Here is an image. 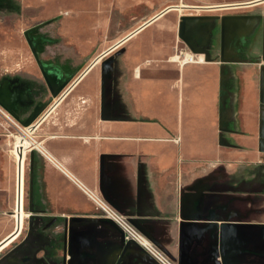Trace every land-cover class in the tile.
<instances>
[{"label":"crops","instance_id":"obj_1","mask_svg":"<svg viewBox=\"0 0 264 264\" xmlns=\"http://www.w3.org/2000/svg\"><path fill=\"white\" fill-rule=\"evenodd\" d=\"M56 1L31 0V16L40 22L57 17L55 36L72 58L61 63V51L51 48L35 53L47 71L58 74L55 86L74 76L53 98L37 62L33 75H22L34 82L35 101L49 104L31 129L37 141L32 136L22 220L14 214L20 210L15 161L9 146L0 143V246L15 236L0 253L26 238L32 214L63 221L101 217L94 199L99 197L132 219L175 263L221 264L222 221L238 223L240 230L264 223V151L258 148L264 134L259 99L264 61L258 19L250 31H235L229 39L239 60L221 62L220 18L263 15L255 9L264 0H176L154 13L164 0H62L76 5L63 10ZM240 8L253 11L227 12ZM181 16L214 17L192 33L208 60L178 36ZM259 29L260 55L251 58ZM87 226L104 229L81 223L73 230ZM68 231L61 224L40 232L44 237L33 238L41 244L37 255H62ZM240 259L239 264H264V256L243 253Z\"/></svg>","mask_w":264,"mask_h":264},{"label":"water","instance_id":"obj_2","mask_svg":"<svg viewBox=\"0 0 264 264\" xmlns=\"http://www.w3.org/2000/svg\"><path fill=\"white\" fill-rule=\"evenodd\" d=\"M261 0H252L245 4H250L254 2H258ZM214 17L211 16H181L180 22L178 26V36L188 45V47L193 52H204L205 59H209L210 57L207 54V51L196 45L193 40L192 33L196 31L197 26H200L206 21L213 19ZM261 19L262 23V46H261V59L264 61V14H228L223 15L220 18V33H221V40H220V56L219 59L221 62L227 61H237L239 58L232 56L231 50L229 49L228 43L231 35L235 31H250V29L254 26L255 22ZM28 31L25 32V37L28 41V44L31 48L33 56L36 58V62L41 70L43 78L51 92V96L53 98L57 97L61 91L67 87L69 82L72 80L74 73L67 76L59 85L55 86L54 80L57 78V73H50L47 71L40 60L37 58L35 53V47L32 42V39L27 34ZM260 102L264 105V66L261 68L260 73ZM48 102H38L32 111L22 120L19 122L29 129H32L34 125V121H37V118L41 115V113L45 110L48 106ZM0 105L3 106L6 110L8 107L5 103L0 100ZM223 122V117L221 118V123ZM221 130H225V127L221 124ZM259 150L264 151V134L260 135L259 138ZM196 203V201H195ZM184 204V203H183ZM191 208V207H190ZM34 215H31L33 217ZM211 220H214L217 215L213 208H211ZM31 219V218H30ZM82 220V221H98L100 226H103L102 223H107L112 227L114 232L109 233L107 230L99 229L97 232L94 229H91L89 226L85 229H75L69 225V236L67 242V248L64 249L62 255L65 256L67 253L74 258H83L84 254L87 255L90 262L92 261L93 264H97L89 254L91 253L88 248L92 247L91 241H94L97 237V234L102 237V242L104 246H109L112 250L114 249L115 245L119 242L123 243L124 238L123 234L120 229L108 218L105 217H98V218H90V217H71L70 220ZM132 222V219L129 218ZM133 223V222H132ZM31 227V225H30ZM242 227L240 224L235 222H224L222 221L219 224V232H218V244H219V256L221 264H239L241 254L246 255H257V256H264V223L260 224H248L245 230H240ZM19 230V221H16L15 232ZM261 244V250L255 251L253 248L256 243ZM35 242L32 240H24L19 244L20 252L27 253L25 250L34 244ZM87 248V249H86ZM40 247L34 249L33 253H36L40 250ZM249 261H251L249 259ZM252 262V261H251Z\"/></svg>","mask_w":264,"mask_h":264},{"label":"flooded vegetation","instance_id":"obj_3","mask_svg":"<svg viewBox=\"0 0 264 264\" xmlns=\"http://www.w3.org/2000/svg\"><path fill=\"white\" fill-rule=\"evenodd\" d=\"M4 3L5 0H0V9L4 7L9 8V6H7V2L6 5H4ZM9 9H11V6ZM39 29L40 28H35L34 33H31L30 36L31 38H33V41H35V50L38 51L41 49L44 52L49 47L47 45H52V37H49L45 32H40ZM0 80L1 91L5 90L10 93L8 98H5L1 95L0 97L2 101L7 105L10 114L14 118L22 120L25 113H27L28 115L32 111L34 106L37 104L34 99L36 93V91H34L35 88L33 86L34 82L31 81L28 77H24L18 74L10 76L8 75L6 77H2ZM32 215L34 216L31 217L30 215L31 227H29V232L26 238H24L23 240L32 241L33 238L40 237L42 235V233L40 232H42L43 230H54L59 228L61 224L64 227H69V225L74 227V225L81 223L85 225L87 223L98 224V221L88 222L78 219L69 221L71 217L68 220L63 221L57 216L39 217V215L36 214ZM102 224L103 227L106 229L112 228L107 223ZM38 225L39 228L37 230ZM112 230L114 229L112 228ZM52 235L55 236V240L60 238V234L52 233ZM42 236L44 237V235ZM14 237L15 236L12 235L11 238L13 239ZM11 238H9L2 246L9 243L12 240ZM123 238V243L119 242L118 244H116L113 250L109 246H104V243L98 238H96L94 241H91L92 247L86 249L91 252L89 256L94 261H96L97 264H158L134 241L126 239L124 234ZM20 243L21 241L0 253V264H93L92 261L90 262L89 260H87V258L89 257L87 255L85 256V254L83 258H74L70 255L66 257V254L65 256L60 255L51 258L47 255L46 252H44L43 255L38 256L37 252L33 253V251L35 248L40 247V243L32 244L25 250L27 253H22L20 252L21 250L19 248Z\"/></svg>","mask_w":264,"mask_h":264},{"label":"rangeland","instance_id":"obj_4","mask_svg":"<svg viewBox=\"0 0 264 264\" xmlns=\"http://www.w3.org/2000/svg\"><path fill=\"white\" fill-rule=\"evenodd\" d=\"M195 1V0H192ZM11 6V9L9 8H1L0 9V79L2 77L10 76V75H33V65L36 66V58L33 56V53L31 51V48L28 44V41L25 37V32H27L28 36L31 38L30 34L34 33V29L38 28L37 26L45 21L53 19V24L50 26H45L39 29L40 32L46 33L49 37H52V45H47L51 50L55 51L54 53H59L62 48V38L55 36L54 28H55V21L57 17H50L47 18V20H40L35 19L31 16V0H5L4 5ZM83 2V1H82ZM176 0L173 1H161V3L153 9V13L162 8L165 4H173ZM55 7L65 9V7L71 6L72 8H76L75 4H69L65 5L62 0H57ZM79 3V2H78ZM87 3H96V0H87ZM80 4V3H79ZM85 4V3H84ZM264 5V4H263ZM255 10H263L264 6H260V8H256ZM25 11V13H24ZM249 12L253 11L252 8H240V9H230L227 10V12ZM113 14V22L112 24H115V18L117 16ZM261 21V20H260ZM115 26V25H114ZM256 29L253 30L255 32ZM252 32V33H253ZM114 34V33H112ZM256 36L258 40V44L255 47V54L251 58H258L260 55V36H261V30L256 31ZM112 37V36H111ZM110 38V36H109ZM32 42L35 45V41ZM60 62L65 59H71V55L68 51L60 52ZM47 54V53H46ZM246 57H250V52L246 51L244 54ZM64 56V57H62ZM48 57V56H46ZM245 57V58H246ZM46 60V59H44ZM47 60H55L53 57H48ZM59 62V63H60ZM64 62V61H63ZM61 62V63H63ZM1 81V80H0ZM225 86V82L223 83V87ZM1 87V83H0ZM235 91V90H234ZM4 96L5 98H8L10 93H8L5 90L0 89V96ZM44 99L47 98L46 95H43ZM42 96V98H43ZM225 97V91L222 89V99L224 100ZM0 100L2 101L1 97ZM47 100V99H46ZM3 102V101H2ZM4 103V102H3ZM7 106V105H6ZM27 116V115H26ZM25 116V117H26ZM36 121V120H35ZM34 121V122H35ZM33 122V123H34ZM30 136H34L33 138L35 141H37V134L36 132H33L31 129L24 127L18 119L14 118L11 114L9 109L6 110L3 106L0 105V143L2 145H8V150H11L10 152L13 154L14 150V142H15V135L22 134V130H26ZM33 147V146H31ZM31 147L27 150L25 157H26V164H25V188H24V200H28L29 192H30V166H29V150ZM14 156V155H13ZM29 179V180H28ZM29 182V185H28ZM99 210V209H98ZM116 210V209H115ZM117 212L121 213L120 211L116 210ZM122 214V213H121ZM124 215V214H122ZM126 216V215H124ZM40 217V216H39ZM129 222L128 217H126ZM132 223V222H131ZM28 224L30 227V216L28 219ZM136 229H138L140 232L143 233V231L135 226L134 223H132ZM30 229V228H29ZM145 236H147L145 233H143ZM24 241V240H22ZM21 241V242H22ZM157 246V245H156ZM6 249V248H5ZM3 251V250H2ZM5 251V250H4Z\"/></svg>","mask_w":264,"mask_h":264},{"label":"built area","instance_id":"obj_5","mask_svg":"<svg viewBox=\"0 0 264 264\" xmlns=\"http://www.w3.org/2000/svg\"><path fill=\"white\" fill-rule=\"evenodd\" d=\"M94 199L102 217L110 219L120 229L126 239L134 241L158 264H177L172 261L165 252L158 248L150 238L136 229L134 225L128 221L126 216L117 212L115 208L104 199L99 197H94Z\"/></svg>","mask_w":264,"mask_h":264},{"label":"bare ground","instance_id":"obj_6","mask_svg":"<svg viewBox=\"0 0 264 264\" xmlns=\"http://www.w3.org/2000/svg\"><path fill=\"white\" fill-rule=\"evenodd\" d=\"M26 130H22V134L15 135V142H14V150H13V158L15 161V181L17 184V192H18V202H20V210H16L15 216L19 214V218H22L26 215L23 209V196H24V188H25V164H26V157L25 154L28 148L34 142L32 136L26 132ZM37 143V142H36ZM34 145V144H33ZM17 194V193H16ZM17 219V218H15ZM12 235L9 237L11 238ZM7 238L4 240L2 245L9 239ZM12 239V238H11Z\"/></svg>","mask_w":264,"mask_h":264},{"label":"trees","instance_id":"obj_7","mask_svg":"<svg viewBox=\"0 0 264 264\" xmlns=\"http://www.w3.org/2000/svg\"><path fill=\"white\" fill-rule=\"evenodd\" d=\"M52 24H53V19L48 20V21H45V22L39 24L37 27H38V28H42V27H45V26H50V25H52Z\"/></svg>","mask_w":264,"mask_h":264}]
</instances>
